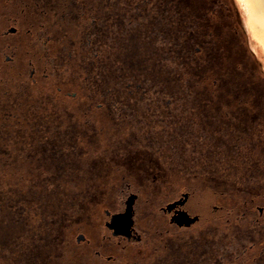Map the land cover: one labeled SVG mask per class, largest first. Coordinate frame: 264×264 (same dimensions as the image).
Returning <instances> with one entry per match:
<instances>
[{
	"label": "rangeland",
	"instance_id": "1",
	"mask_svg": "<svg viewBox=\"0 0 264 264\" xmlns=\"http://www.w3.org/2000/svg\"><path fill=\"white\" fill-rule=\"evenodd\" d=\"M72 4L70 29L73 30L74 51L70 57V72L65 65L56 82H46L40 78L38 84L32 85L25 102H22L21 97L19 103L12 106L8 113H4L2 109L0 111V264H117V259L121 257L127 258L129 263L147 264L163 253L162 243L155 240L159 235L157 229L161 230L166 225L158 207L182 189L190 191L188 206L193 211L196 209L193 206L197 194L201 191L211 192L213 200L210 202L218 205L220 211L217 216L212 217V221L216 224L218 221L220 233L231 232L241 238L251 236L250 240L255 244L251 250L239 252L238 256H224V259L229 258V264H246L252 254H257L258 248L264 244V233L260 234L261 227L252 229L253 232L249 229L252 218L257 213L256 205L264 203V198L237 185L240 179L248 177L243 172H254L253 177L259 178L260 170L255 169L256 166L249 170L242 166L250 159V155L245 158L246 153H239L236 148L244 146L249 139L237 138L236 129L227 128L229 133H220L219 141L215 140L214 146L230 150L217 153L210 135H203L212 132L216 83L220 80L232 82L229 75L216 74L209 67V62H199L193 42L188 41L185 51L180 50L178 38L165 35L158 21H154L153 37L149 35L145 41H141L139 35L129 37L133 42H143L148 50L140 48L131 53L124 50L121 56H116L112 45L111 52L105 55L95 57L89 53L82 57L79 50L87 48L89 42L80 44L77 33L74 35V28L81 21H91V18L98 21L102 10L96 8L97 2L93 0L88 3L72 0ZM234 5L239 23L255 58L257 57L260 70L264 73V61L258 58L255 51L261 48L250 37L238 0H234ZM141 10L140 8L139 12ZM125 18L131 20L133 15L127 14ZM99 50L106 51L104 48ZM91 65L105 71L107 67H111L112 73H105V77L102 72L92 74L86 69ZM137 83L154 87V93L149 97L159 101V105L155 107L153 121L148 124L155 134L160 131L169 132L167 135L170 137L167 138H170V145L176 148V155L182 156L183 165L176 164L179 171L170 170L174 178H171L173 180L169 184L163 183L162 176L167 172L164 165H160L159 170L139 169L138 176L132 175L129 178L136 182L130 187L139 192L135 207L138 225L144 232L145 239L121 249L114 240L103 238V234L107 233L103 227V208L117 207V194L123 187L119 182L126 171L121 168L114 170L112 181L115 184H84V176L79 175L70 180V148H54L52 152L50 145L42 143L40 139L47 140L44 138L46 134L41 131L54 127L61 133L67 132L71 121L81 125L85 115H88L95 128L102 131L106 149H109L110 141H116L118 136L124 137V132L128 129L138 130L142 126L129 127L136 123L130 122L129 117H122L117 126L108 112L103 108L98 109L96 103L104 101L110 94L114 96L116 91L123 99L138 97L140 90L136 88ZM57 84L61 87L59 92H56ZM69 90L74 93L70 97L65 93ZM14 93V89H11V100ZM228 95L226 89L222 91V97ZM167 99H170L169 106L165 104ZM33 101L35 104H31ZM53 102L56 103L55 106H52ZM225 103L223 107H218L221 117L225 120L227 118L226 121L229 122L231 118L225 112L228 108L227 102ZM165 109H168V115ZM41 114H56V121L47 126L45 124L48 122L38 120ZM116 130L120 133L114 132ZM156 137V141L166 140L162 135ZM230 147L234 149L231 150ZM53 158L56 167L53 166ZM199 158H202L203 165L196 168ZM155 171L160 174L158 185L151 186L142 182L143 179H150L151 173ZM251 197L253 198L250 199ZM87 213L91 214V220ZM170 227L179 241L184 235L183 231ZM79 231L88 236V243L75 241V234ZM96 250L100 251V255L95 253ZM106 255L114 258L106 259Z\"/></svg>",
	"mask_w": 264,
	"mask_h": 264
},
{
	"label": "flooded vegetation",
	"instance_id": "2",
	"mask_svg": "<svg viewBox=\"0 0 264 264\" xmlns=\"http://www.w3.org/2000/svg\"><path fill=\"white\" fill-rule=\"evenodd\" d=\"M83 1L88 3L89 0ZM93 1L97 2L96 8L102 10L99 20L91 18V21H81L74 28V35L77 33L80 44L89 42L87 48L79 50L82 57L89 53L100 57L111 52L112 45L116 56H121L124 50L129 53L140 48L148 50L143 42L139 44L131 38L139 35L141 41H145L149 35L153 37L154 21H158L165 35L178 38L180 50L185 51L186 43L193 42L199 62H209V67L216 74L229 75L232 82L220 80L216 83L215 80L217 97L212 114V132L203 135H210L216 153L229 149L214 146V141H219L220 133L227 128L236 129L237 138L249 139L244 146L235 148L239 153H246L245 158L250 155V159L242 166L246 170L256 166L255 169L260 170L259 178L253 177L254 172H243L248 177L240 179L237 186L264 198V73L260 70L257 57L255 58L245 31L239 23L234 0ZM71 7L72 0H0V111L2 109L4 113H8L12 106L19 103L21 97L22 102H25L32 85L38 84L40 78L46 82H56L65 65L70 72V57L74 51L73 30L70 29ZM154 11L157 12L154 14ZM127 14L133 15V18L126 19ZM100 48L106 51L100 52ZM106 58L109 59V56L106 55ZM86 69L95 75L102 72L104 77L107 73H112L111 67H107L106 71L95 65ZM136 88L140 90L138 97L123 99L116 91L114 96L110 94L104 101L96 103L98 109L103 108L108 112L117 126L122 117H129L130 122H136L133 126L128 125L129 127L142 126L138 130L128 129L124 132V137L118 136L116 141H110L109 149H106L102 131L95 128L88 115H85L81 125L71 121L67 132L61 133L53 129L54 127L41 131L46 134L44 138L47 140L40 139L42 143L50 145L52 152L54 148H70V180L79 175L84 176V184H115L112 181L114 170L121 168L126 171L120 178L119 183L123 187L117 194V207L103 208V227L107 232L103 234V238L114 240L121 249L128 244L141 243L145 239L144 232L138 225L135 207L139 192L130 187L136 182L129 178L132 175L138 176L139 169L159 170L158 167L164 165L167 172L162 176L163 183L169 184L173 180L171 178H174L170 170L179 171L176 164L183 165L182 156L176 155V148L170 145V138H167L170 137L167 135L169 132L160 131L155 134L148 124L153 121L155 107L159 105V101L149 97L154 93V87L137 83ZM11 89L15 91L12 100ZM225 89L229 95L222 97ZM56 90H61L58 84ZM65 93L68 97L74 94L70 90ZM225 102L228 104L225 112L231 118L229 122L226 121L227 118L225 120L221 117L218 107H223ZM33 103L35 104L34 101L31 104ZM169 103L170 99H167L165 104L169 106ZM51 104L56 105L55 102ZM164 111L169 114L168 109ZM38 120L48 122L45 125L49 126V123L56 121V114H41ZM114 132L120 133L117 130ZM161 135L166 140L156 141V136L159 138ZM254 138L257 140L254 141ZM250 150L253 151L249 152ZM199 159L196 161V168L203 165L202 158ZM52 163L56 167L54 158ZM159 177L160 174L155 171L151 173L150 179H143L142 182L151 186L158 185ZM189 199L190 191L182 189L176 196L168 197L159 205L158 212L162 214L166 225L161 230L157 229L159 235L155 240L162 243L163 253L147 264H229V258L224 259V256H238L239 252L244 253L254 247L251 236L241 238L231 232L220 233L218 221L217 224L212 221V217L220 212L219 206L210 202L213 200L210 191L197 194L193 206L195 211L189 208ZM256 212L249 229L253 232L252 229L261 227L262 235L264 203L256 205ZM89 214L87 213L90 217L88 219L91 220L92 216ZM170 226L183 231L184 235L179 241ZM75 241L88 243L90 239L84 232L79 231L75 234ZM246 242L247 245H244ZM95 253L100 255L99 250ZM248 253L251 254L250 251ZM105 257L110 260L114 258L112 255ZM127 260L121 257L117 259V264H137ZM246 264H264V244L258 248L257 254H252Z\"/></svg>",
	"mask_w": 264,
	"mask_h": 264
},
{
	"label": "bare ground",
	"instance_id": "3",
	"mask_svg": "<svg viewBox=\"0 0 264 264\" xmlns=\"http://www.w3.org/2000/svg\"><path fill=\"white\" fill-rule=\"evenodd\" d=\"M238 3L247 21L250 37L261 48L255 49L256 54L264 61V0H238Z\"/></svg>",
	"mask_w": 264,
	"mask_h": 264
},
{
	"label": "water",
	"instance_id": "4",
	"mask_svg": "<svg viewBox=\"0 0 264 264\" xmlns=\"http://www.w3.org/2000/svg\"><path fill=\"white\" fill-rule=\"evenodd\" d=\"M112 227H115V225H111Z\"/></svg>",
	"mask_w": 264,
	"mask_h": 264
},
{
	"label": "trees",
	"instance_id": "5",
	"mask_svg": "<svg viewBox=\"0 0 264 264\" xmlns=\"http://www.w3.org/2000/svg\"><path fill=\"white\" fill-rule=\"evenodd\" d=\"M1 220V219H0Z\"/></svg>",
	"mask_w": 264,
	"mask_h": 264
}]
</instances>
